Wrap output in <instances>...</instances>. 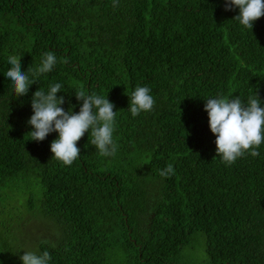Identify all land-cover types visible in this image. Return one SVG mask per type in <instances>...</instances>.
<instances>
[{"label": "trees", "instance_id": "trees-1", "mask_svg": "<svg viewBox=\"0 0 264 264\" xmlns=\"http://www.w3.org/2000/svg\"><path fill=\"white\" fill-rule=\"evenodd\" d=\"M118 5L0 0V190L31 176L40 214L63 234L57 242L52 233L55 246L41 242L36 254L48 251L49 264H186L183 250L201 234L203 264H264V143L259 156L226 165L204 110L210 98L247 103L255 93L264 106V17L251 30L225 0ZM48 51L57 56L52 71L17 97L8 56H21L26 72ZM55 83L65 111L79 112L80 87L115 105L114 157L99 154L90 131L71 166L50 150L58 133L31 140L33 93ZM138 86L151 89L155 105L133 117ZM169 163L175 174L161 177ZM0 264L21 263L0 247Z\"/></svg>", "mask_w": 264, "mask_h": 264}, {"label": "clouds", "instance_id": "clouds-1", "mask_svg": "<svg viewBox=\"0 0 264 264\" xmlns=\"http://www.w3.org/2000/svg\"><path fill=\"white\" fill-rule=\"evenodd\" d=\"M118 0H113V7H118ZM239 9V15L234 19L247 29L253 28V23L264 17V0H225V11ZM21 56L9 55L8 63L11 65L5 76L14 86L17 97L28 94L29 87L35 84V78L41 74L52 71L57 63L54 52L43 54L40 65L21 70ZM67 58H61V63H67ZM31 75V79H30ZM62 85L55 83L50 86L47 93L38 89L33 93L31 108L33 115L28 124L32 131L31 140L41 142L53 132L58 133V139L52 141L50 150L53 157L66 166L80 156L77 142L85 135L91 134L90 143L96 147L102 157H114L118 145L113 139L117 111L115 105L103 95L88 94L83 87L75 93L78 101L82 102L78 113L71 109L65 111L61 105L65 103L64 97H57ZM155 101L151 89L147 86H138L130 97L128 110L133 117L141 112H149L154 108ZM204 110L208 114L211 133L216 137L217 156L222 162L231 165L237 159L249 153L252 157L260 155L258 149L264 143V106L257 93L250 96L247 103L236 98H210L206 101ZM174 166L169 163L159 171L161 177L174 175ZM22 264H49L50 253L44 251L37 255L27 251L20 257Z\"/></svg>", "mask_w": 264, "mask_h": 264}, {"label": "rangeland", "instance_id": "rangeland-1", "mask_svg": "<svg viewBox=\"0 0 264 264\" xmlns=\"http://www.w3.org/2000/svg\"><path fill=\"white\" fill-rule=\"evenodd\" d=\"M27 180L26 183H19L16 188L0 190V197L3 198L0 199V247L11 248L17 256V263L21 264L20 257L24 252L36 253L39 243L55 246L52 244V233L57 234L53 219L40 214L41 196L37 192L39 185L33 182L31 176ZM56 236L58 242L63 234L59 231ZM183 257L189 262L186 264L206 263L204 238L201 234L197 235L191 245L185 247Z\"/></svg>", "mask_w": 264, "mask_h": 264}]
</instances>
